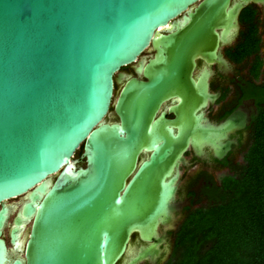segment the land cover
I'll list each match as a JSON object with an SVG mask.
<instances>
[{
    "label": "water",
    "instance_id": "95a60500",
    "mask_svg": "<svg viewBox=\"0 0 264 264\" xmlns=\"http://www.w3.org/2000/svg\"><path fill=\"white\" fill-rule=\"evenodd\" d=\"M250 4L264 0H0V264L155 263L175 210L166 178L190 141L222 160L247 124L238 110L200 125L196 110L216 96L209 70L193 72L198 60L228 67L221 46ZM152 47L146 81L116 98L117 73ZM175 97L176 118L156 119Z\"/></svg>",
    "mask_w": 264,
    "mask_h": 264
},
{
    "label": "flooded vegetation",
    "instance_id": "af4514ba",
    "mask_svg": "<svg viewBox=\"0 0 264 264\" xmlns=\"http://www.w3.org/2000/svg\"><path fill=\"white\" fill-rule=\"evenodd\" d=\"M244 14L250 18L249 23L247 22L249 27L252 20L258 23L257 35L260 48L257 54L239 62L234 56L242 40V35L248 31V27L243 22ZM239 24L240 30L232 43L221 46L223 57L228 65L224 71L220 70L217 64H208L203 60L197 61L193 77L196 82H199L205 69H208L210 72L209 92L216 96V99L214 101L208 100L206 106L196 110L195 114L200 116V125L202 126L206 125L207 122L218 125L234 112L240 110L247 116V124L245 128L229 137L233 144L222 160L215 157L214 150L210 146H203L202 155L199 156L194 151L192 141H190V145L183 155L184 162H180L179 167L175 168L172 174L166 178L167 181H170L176 177L175 186L177 190L175 200L172 203L175 209L172 221L168 226L161 225L159 227V238L163 240L160 245L162 253L155 263L145 261L144 264H167L174 254L177 234L186 220L200 210H207L211 206L217 205L222 179L225 176L235 175L245 164L243 162H245L253 143L256 118L264 109V5L250 4L241 13ZM168 29H162L161 33H166ZM248 32L250 35L251 31ZM154 55L155 49L152 47L145 51L138 61L123 67L117 73L116 76L120 75L121 77L120 82H115L114 96L116 98L120 97L124 87L132 78L146 81L144 70ZM260 61L261 71L256 78L252 74V69ZM177 105H181L180 98L175 97L166 101L156 115V119L163 113L167 119H175L176 114L171 108ZM118 120L119 118L112 107L108 121ZM171 126L174 134L177 135L179 126L177 124ZM82 153L83 148L74 157L78 167H86V160L82 158ZM150 155L151 152L144 151L140 160L146 159ZM6 241L11 248L10 240L6 239ZM133 242L136 245H141L139 235L135 236Z\"/></svg>",
    "mask_w": 264,
    "mask_h": 264
},
{
    "label": "trees",
    "instance_id": "16d2710c",
    "mask_svg": "<svg viewBox=\"0 0 264 264\" xmlns=\"http://www.w3.org/2000/svg\"><path fill=\"white\" fill-rule=\"evenodd\" d=\"M249 21L244 14L251 33L242 35L234 56L239 62L260 48L258 23L252 20L249 27ZM258 63L252 69L256 78L261 71ZM167 264H264V109L256 118L246 163L235 175L222 179L217 205L186 220Z\"/></svg>",
    "mask_w": 264,
    "mask_h": 264
},
{
    "label": "rangeland",
    "instance_id": "374dc122",
    "mask_svg": "<svg viewBox=\"0 0 264 264\" xmlns=\"http://www.w3.org/2000/svg\"><path fill=\"white\" fill-rule=\"evenodd\" d=\"M243 163H246V160H245V162H243ZM20 201H21V198H18V199H15V200L10 201L9 204H19ZM17 208H18V207H17ZM17 208H16V209L14 210V212L12 213L11 218H10V220H9V225H8V227H7L6 230H5V237H6V239H9L10 227H11V224H12L13 218H14V216H15V214H16ZM13 253H16V251H15V252L13 251ZM142 264H144V263H142Z\"/></svg>",
    "mask_w": 264,
    "mask_h": 264
},
{
    "label": "bare ground",
    "instance_id": "6f19581e",
    "mask_svg": "<svg viewBox=\"0 0 264 264\" xmlns=\"http://www.w3.org/2000/svg\"><path fill=\"white\" fill-rule=\"evenodd\" d=\"M16 206V205H15ZM17 208V206L15 207V209ZM26 232H27V227L25 226L22 230H21V234H20V238H19V241H18V244H17V247L19 248V249H23V247H24V244H25V242H24V239H25V237H24V235L26 234ZM14 252L16 251V250H13Z\"/></svg>",
    "mask_w": 264,
    "mask_h": 264
}]
</instances>
